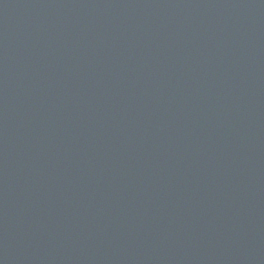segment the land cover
I'll list each match as a JSON object with an SVG mask.
<instances>
[{
  "label": "water",
  "instance_id": "1",
  "mask_svg": "<svg viewBox=\"0 0 264 264\" xmlns=\"http://www.w3.org/2000/svg\"><path fill=\"white\" fill-rule=\"evenodd\" d=\"M0 264H264V0H0Z\"/></svg>",
  "mask_w": 264,
  "mask_h": 264
}]
</instances>
